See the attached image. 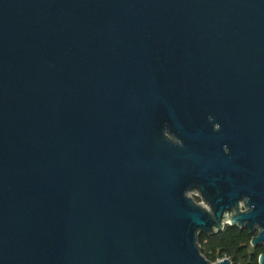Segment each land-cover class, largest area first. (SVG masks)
Here are the masks:
<instances>
[{
    "label": "water",
    "instance_id": "1",
    "mask_svg": "<svg viewBox=\"0 0 264 264\" xmlns=\"http://www.w3.org/2000/svg\"><path fill=\"white\" fill-rule=\"evenodd\" d=\"M228 224L264 245V0H0V264H232Z\"/></svg>",
    "mask_w": 264,
    "mask_h": 264
},
{
    "label": "trees",
    "instance_id": "2",
    "mask_svg": "<svg viewBox=\"0 0 264 264\" xmlns=\"http://www.w3.org/2000/svg\"><path fill=\"white\" fill-rule=\"evenodd\" d=\"M253 235L246 228L228 224L216 234L202 233L199 242L202 253L212 262L229 257L232 264H255V252L248 249ZM254 248H264V245Z\"/></svg>",
    "mask_w": 264,
    "mask_h": 264
},
{
    "label": "clouds",
    "instance_id": "3",
    "mask_svg": "<svg viewBox=\"0 0 264 264\" xmlns=\"http://www.w3.org/2000/svg\"><path fill=\"white\" fill-rule=\"evenodd\" d=\"M245 202L241 203L240 207L241 209L246 208L247 211H252L254 208V205H251V203L248 201V198H244ZM242 214V213H241ZM228 222L231 223V219H228ZM248 249L249 251L255 252V264H264V248L255 249L253 246V241L249 240L248 242Z\"/></svg>",
    "mask_w": 264,
    "mask_h": 264
},
{
    "label": "flooded vegetation",
    "instance_id": "4",
    "mask_svg": "<svg viewBox=\"0 0 264 264\" xmlns=\"http://www.w3.org/2000/svg\"><path fill=\"white\" fill-rule=\"evenodd\" d=\"M214 127L215 128H218L219 127V124L217 122H215L214 123ZM192 195L194 196V198L196 199L197 202H202V199H201V197L198 194L193 193ZM256 233H257V231L255 233H253V234L255 235Z\"/></svg>",
    "mask_w": 264,
    "mask_h": 264
},
{
    "label": "built area",
    "instance_id": "5",
    "mask_svg": "<svg viewBox=\"0 0 264 264\" xmlns=\"http://www.w3.org/2000/svg\"><path fill=\"white\" fill-rule=\"evenodd\" d=\"M224 258H225V257H223V258H219V259L216 260V262H219V261L223 260Z\"/></svg>",
    "mask_w": 264,
    "mask_h": 264
},
{
    "label": "rangeland",
    "instance_id": "6",
    "mask_svg": "<svg viewBox=\"0 0 264 264\" xmlns=\"http://www.w3.org/2000/svg\"><path fill=\"white\" fill-rule=\"evenodd\" d=\"M191 194H193V193H191Z\"/></svg>",
    "mask_w": 264,
    "mask_h": 264
}]
</instances>
